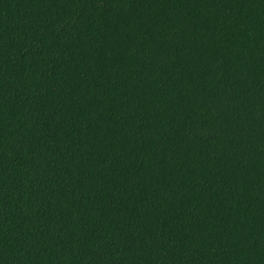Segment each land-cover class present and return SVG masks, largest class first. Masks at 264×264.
I'll return each mask as SVG.
<instances>
[{
  "label": "trees",
  "instance_id": "obj_1",
  "mask_svg": "<svg viewBox=\"0 0 264 264\" xmlns=\"http://www.w3.org/2000/svg\"><path fill=\"white\" fill-rule=\"evenodd\" d=\"M0 264H264V0H0Z\"/></svg>",
  "mask_w": 264,
  "mask_h": 264
}]
</instances>
